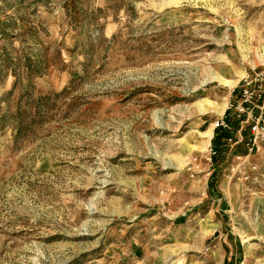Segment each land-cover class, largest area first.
Instances as JSON below:
<instances>
[{
	"label": "rangeland",
	"instance_id": "1",
	"mask_svg": "<svg viewBox=\"0 0 264 264\" xmlns=\"http://www.w3.org/2000/svg\"><path fill=\"white\" fill-rule=\"evenodd\" d=\"M0 264H264V0H0Z\"/></svg>",
	"mask_w": 264,
	"mask_h": 264
},
{
	"label": "built area",
	"instance_id": "2",
	"mask_svg": "<svg viewBox=\"0 0 264 264\" xmlns=\"http://www.w3.org/2000/svg\"><path fill=\"white\" fill-rule=\"evenodd\" d=\"M241 109H242L241 111H245L244 108H241ZM239 110H240V108H239ZM242 115H243V113H238L239 117H242ZM241 120H240V122H241ZM259 123H260V121H258L257 124L253 126V132L259 131V128H260ZM239 127H240V125H239ZM214 128H230V129H233V126L230 124L227 116H221V118H219L216 121V123L214 124ZM235 129L238 130L239 128L237 127ZM229 139L231 140L232 138H229ZM213 153L217 154L216 150Z\"/></svg>",
	"mask_w": 264,
	"mask_h": 264
},
{
	"label": "trees",
	"instance_id": "3",
	"mask_svg": "<svg viewBox=\"0 0 264 264\" xmlns=\"http://www.w3.org/2000/svg\"><path fill=\"white\" fill-rule=\"evenodd\" d=\"M230 115H229V110L227 111V117H229ZM228 120H229V122H230V124L233 126V128H237V127H239V125H240V118H237V116H234L233 115V117H230V118H228ZM218 130H223V128H217ZM223 132V131H222ZM219 135V133H215V135H214V137L213 138H216L217 136ZM215 146H217V143H216V145ZM216 153H218V150H216ZM214 174H212V176H213Z\"/></svg>",
	"mask_w": 264,
	"mask_h": 264
}]
</instances>
